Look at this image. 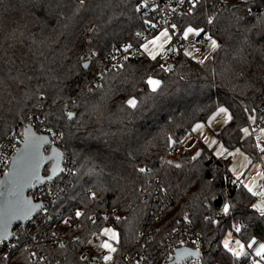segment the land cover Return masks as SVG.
Here are the masks:
<instances>
[{
    "label": "trees",
    "instance_id": "16d2710c",
    "mask_svg": "<svg viewBox=\"0 0 264 264\" xmlns=\"http://www.w3.org/2000/svg\"><path fill=\"white\" fill-rule=\"evenodd\" d=\"M140 2L0 0V142L32 115L35 130L58 137L53 145L75 165L71 176L52 182L59 194L48 217L29 228L48 240L56 224L66 238L40 245L43 264H82L81 251L109 224L118 241L107 264H161L166 239L184 217L203 238V264H248L250 254L237 258L221 241L233 229L245 245L253 238L264 243L255 195L231 182L229 156H216L197 140L186 148L181 143L194 122L224 106L228 119L218 139L228 150L239 146L253 155L247 125L264 103V0L220 12L216 0H203L177 16L176 34L203 27L216 39L200 62L140 54L103 69L122 41L139 43L146 24ZM150 76L159 78L155 89ZM170 147L182 149L178 164L167 160ZM49 171L50 163L43 175ZM111 206L117 219L100 214ZM29 226H14L18 233L0 251V264H34L30 238L22 235Z\"/></svg>",
    "mask_w": 264,
    "mask_h": 264
},
{
    "label": "built area",
    "instance_id": "2783aa9c",
    "mask_svg": "<svg viewBox=\"0 0 264 264\" xmlns=\"http://www.w3.org/2000/svg\"><path fill=\"white\" fill-rule=\"evenodd\" d=\"M199 1L203 0H142V2L137 5V10L146 17V24L144 30L137 33V37L140 39L139 43L132 44L127 40L122 41L120 47L114 49L103 61V69L115 68L123 63L129 56L140 55V44L161 30H167L171 39V49H168L164 55V60L166 62L171 63L176 54H182L190 57L189 55L183 53L182 37L181 35L176 34L174 19L181 14L191 12L195 4H197ZM249 1L250 0H216V10L220 12L223 11L227 6L236 5L237 3H246ZM199 40L204 41L205 38L201 35L199 36ZM261 111L262 115L258 119H252L247 125L248 133L252 138L254 146V157L257 159H260L261 155V152L256 151L257 144L255 140V134L259 130L263 132L264 152V103L261 107ZM34 122H36V119L30 115L23 121V124L29 123L33 125ZM22 129L23 125H18L5 137V139L0 142V178L8 170L11 158L22 141ZM40 132L46 133L42 130ZM47 134L51 138V144L56 145L58 137L52 138L49 132H47ZM173 152H175V147H170L169 153ZM61 165L62 170L60 174L69 177L75 172V165L71 164L68 153L62 152ZM230 180L234 185L241 184V179L234 178L232 175L230 176ZM52 182H42L31 191L33 199L35 201L42 202V208L33 218L27 222L24 227H22L25 228L30 224L28 229H26L22 235L28 239L30 238L26 245V250L34 264H43L46 261V257L40 249L41 244L46 247L47 245L52 246L53 244H59L65 242L66 240L64 233H62L61 229L58 228L56 224L51 227L52 229L50 231L51 233L48 240H44V238L38 239V233L36 231L29 230L31 226H36L38 224L39 219L44 222L48 217V206L59 194V191L54 189L52 186ZM88 194H91V192H88ZM252 207L264 220V185L260 195L254 197ZM100 214L108 219L118 218L117 208L114 206L102 210ZM95 217L96 213H94L91 218L94 219ZM62 222L68 223L69 220L67 217H64ZM187 223V218L184 217L183 224L179 228L177 227L167 237L165 246L163 247L159 259L161 264H168L173 258L174 249L182 246H188L197 250L198 255L196 257L179 261L176 264H203V238L200 233L191 229ZM15 233H18V231L13 227L12 238L9 240L0 241V251L12 247V239ZM253 240V244L260 243L255 238H253ZM247 254H250L248 264H257V262L264 264V243H262V248L259 252L254 253V247H252L250 252ZM113 257L114 250H100L99 242L95 237L91 239L90 244L86 246L79 255V259L82 264H107L113 259ZM212 264L217 263L215 262Z\"/></svg>",
    "mask_w": 264,
    "mask_h": 264
},
{
    "label": "water",
    "instance_id": "95a60500",
    "mask_svg": "<svg viewBox=\"0 0 264 264\" xmlns=\"http://www.w3.org/2000/svg\"><path fill=\"white\" fill-rule=\"evenodd\" d=\"M88 64L84 63V68ZM19 125H23L22 141L0 178V241L11 239L13 227L17 224L24 227L42 208V202L35 201L29 192L42 182L54 181L62 170V152L51 144L50 136L36 131L32 124L20 121ZM50 162L49 174L43 175L44 166ZM197 255V250L188 246L177 247L168 264Z\"/></svg>",
    "mask_w": 264,
    "mask_h": 264
},
{
    "label": "rangeland",
    "instance_id": "374dc122",
    "mask_svg": "<svg viewBox=\"0 0 264 264\" xmlns=\"http://www.w3.org/2000/svg\"><path fill=\"white\" fill-rule=\"evenodd\" d=\"M204 34L205 37L210 40L211 36L209 35V33L205 32ZM154 36H151L150 38L152 39ZM188 42L190 44V41ZM169 46L167 45L162 48L158 53L153 55V57L148 54L146 55L150 56L151 58L161 56L164 59V55L166 54V50ZM159 83V78L156 76H150L148 78V86L151 89L157 88ZM134 102L135 100L133 98L130 99L131 104H133ZM227 118V109L224 106H219L206 118V120L196 121L192 124L190 131L183 138L181 145L189 147L197 140L200 142L201 147L211 148L212 152L216 156H229V171L231 172L232 176L237 179L242 178L243 186L250 193L255 196L260 195L261 191H259V188L261 183H263L264 181L263 132L259 130L255 134V140L257 144L256 151L261 152L260 159L255 158L254 153L253 155H250L239 146L228 150L226 145L217 137V132ZM244 131H246V129ZM54 147L55 146H53V148ZM181 152L182 149L180 148L177 149L176 152L168 153L167 160L170 163L178 164L180 161ZM93 237H95L99 242L100 250H115L116 243L118 241V234L110 224L103 227L100 233L96 234ZM253 242L254 240L252 239L247 245H245L232 229L228 230L224 234L221 244L225 248V250L230 252L233 256L242 258L250 252V249H252V247H254V253H257L261 250L262 243L253 244ZM257 264L261 263L257 262Z\"/></svg>",
    "mask_w": 264,
    "mask_h": 264
},
{
    "label": "crops",
    "instance_id": "0c3cea01",
    "mask_svg": "<svg viewBox=\"0 0 264 264\" xmlns=\"http://www.w3.org/2000/svg\"><path fill=\"white\" fill-rule=\"evenodd\" d=\"M203 30H204L203 27L193 28L191 26H187L181 33V37L183 41V53L189 55L192 60L197 62H200L204 60L206 57H208L216 46V39L211 37L210 40H208L205 37ZM155 35L156 36L153 35L154 37L152 39L148 38L146 41H143L140 44L139 46L140 54L143 55L148 54L151 57H153V55L158 53L162 48H164L167 45L168 46L171 45V39L169 36V32L167 30H161ZM201 35L205 38L204 41L199 40V36ZM188 41H190V44ZM169 48L170 46L168 47V49ZM181 147L186 148V146H182V145ZM240 179H241V184H243V179L242 178ZM263 185H264V181L263 183H261L259 191H262Z\"/></svg>",
    "mask_w": 264,
    "mask_h": 264
},
{
    "label": "flooded vegetation",
    "instance_id": "af4514ba",
    "mask_svg": "<svg viewBox=\"0 0 264 264\" xmlns=\"http://www.w3.org/2000/svg\"><path fill=\"white\" fill-rule=\"evenodd\" d=\"M49 148L47 149V152H48ZM50 165H51V162H50Z\"/></svg>",
    "mask_w": 264,
    "mask_h": 264
}]
</instances>
